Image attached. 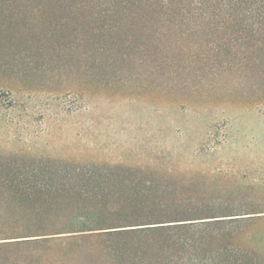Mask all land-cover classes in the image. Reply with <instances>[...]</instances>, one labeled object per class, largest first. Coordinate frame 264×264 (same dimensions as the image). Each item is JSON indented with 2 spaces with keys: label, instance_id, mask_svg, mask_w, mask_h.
<instances>
[{
  "label": "rangeland",
  "instance_id": "1",
  "mask_svg": "<svg viewBox=\"0 0 264 264\" xmlns=\"http://www.w3.org/2000/svg\"><path fill=\"white\" fill-rule=\"evenodd\" d=\"M39 199L159 223L0 264H264V0H0V221Z\"/></svg>",
  "mask_w": 264,
  "mask_h": 264
},
{
  "label": "trees",
  "instance_id": "2",
  "mask_svg": "<svg viewBox=\"0 0 264 264\" xmlns=\"http://www.w3.org/2000/svg\"><path fill=\"white\" fill-rule=\"evenodd\" d=\"M39 165L52 167L53 165L60 164L59 161L54 160H38ZM68 166H74L75 168L81 167V164H67ZM98 165H92L91 168H95ZM110 168V166H106ZM39 180V179H38ZM42 184V183H41ZM42 186V185H41ZM39 203H35L33 211L31 213L25 211L23 208L19 209L17 212V218L12 219V221H0V233H5L8 231L16 232L10 233L14 235L9 238H17L16 241L3 242L2 246L8 245H20L24 243H30L32 241L40 239H54L56 237H61L58 235L67 234V233H76V232H87V234L93 235H108L109 232L124 231V230H133V229H120L114 230L113 228H120L125 226H138L141 224H151L152 222H146L150 220L153 214L146 212L142 213L139 211V207L135 208V211L131 214H122V213H109V212H100V211H89L83 210L77 203H43L40 199ZM68 204H72L69 206ZM61 207V208H60ZM67 207L72 208L73 212H67ZM126 208H122L124 210ZM222 209L221 207H194L191 209H186L182 211L183 217L185 220L198 219L204 217H214L218 210ZM83 210V211H82ZM108 215V216H107ZM182 216V215H178ZM204 216V217H200ZM153 218V217H152ZM174 220V219H173ZM171 221V220H170ZM175 221H179L176 220ZM159 223V222H157ZM152 223V224H157ZM161 223V222H160ZM187 224V223H186ZM185 224V225H186ZM184 224H176L174 229H182L185 227ZM170 226V225H167ZM156 227V226H155ZM162 227V226H161ZM105 231V232H103ZM9 234V233H7ZM40 237L36 239H30L29 237ZM42 237V238H41ZM44 237V238H43ZM14 242V243H12Z\"/></svg>",
  "mask_w": 264,
  "mask_h": 264
}]
</instances>
